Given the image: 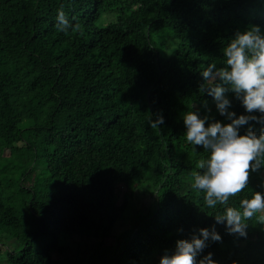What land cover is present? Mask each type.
<instances>
[{
  "label": "trees",
  "instance_id": "16d2710c",
  "mask_svg": "<svg viewBox=\"0 0 264 264\" xmlns=\"http://www.w3.org/2000/svg\"><path fill=\"white\" fill-rule=\"evenodd\" d=\"M61 7L75 17L68 33L56 27ZM253 24L264 28V0H0V264H159L214 224L223 239L201 256L264 264V224L229 234L213 216L225 206L192 187L207 151L187 142L183 121L188 110L224 119L200 71L222 66L225 44ZM233 108L245 111L234 96ZM144 186L147 212L134 208ZM253 191L264 192V167L229 205Z\"/></svg>",
  "mask_w": 264,
  "mask_h": 264
},
{
  "label": "clouds",
  "instance_id": "9594fccd",
  "mask_svg": "<svg viewBox=\"0 0 264 264\" xmlns=\"http://www.w3.org/2000/svg\"><path fill=\"white\" fill-rule=\"evenodd\" d=\"M74 21L75 17L70 18L63 7L57 9L58 30L68 33L76 27ZM222 51V66L211 61L200 71L203 77L200 91L212 97L224 119L201 115L198 110L185 111L184 135L187 142L207 151L197 161L199 170L192 172V187L204 193L209 208L225 206L223 211L213 214L216 223L224 224L229 234L246 238L249 219L257 217L264 224V192L253 191L251 196L240 198L238 206H230L229 200L248 187L251 173L264 167V28L253 24L237 30ZM233 96L244 106V112L235 111ZM251 121L260 125L259 131ZM164 122L162 111L155 118L152 114L147 118L152 129L159 130ZM245 125L248 127L242 132ZM222 239L215 224L200 227L191 238L178 239L174 249L160 257L159 264H219L213 259L214 253L201 254L210 242Z\"/></svg>",
  "mask_w": 264,
  "mask_h": 264
},
{
  "label": "rangeland",
  "instance_id": "374dc122",
  "mask_svg": "<svg viewBox=\"0 0 264 264\" xmlns=\"http://www.w3.org/2000/svg\"><path fill=\"white\" fill-rule=\"evenodd\" d=\"M119 15L118 12H113L110 14H105L102 17V20L99 24V26H106L105 24L108 22H113L116 20L117 16ZM215 109L216 107L213 106ZM154 204V193L153 189L148 188V187H139L135 192H134V208L136 210H141L143 212H147L150 210V208H153ZM131 224V220L119 223L123 228L128 227ZM124 230H121L120 232L116 233V237L114 234H112L106 241L105 245L106 246H114L116 247L117 239L122 235ZM64 241V240H63ZM68 243L74 244L75 246L83 245V241L79 240L77 237L74 238H68ZM151 264H154L152 262Z\"/></svg>",
  "mask_w": 264,
  "mask_h": 264
}]
</instances>
